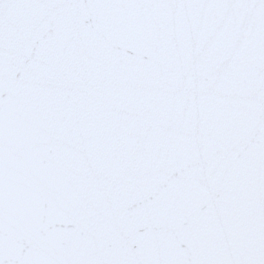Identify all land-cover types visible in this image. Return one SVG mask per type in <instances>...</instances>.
Masks as SVG:
<instances>
[{
    "label": "snow or ice",
    "instance_id": "1",
    "mask_svg": "<svg viewBox=\"0 0 264 264\" xmlns=\"http://www.w3.org/2000/svg\"><path fill=\"white\" fill-rule=\"evenodd\" d=\"M0 264H264V0H0Z\"/></svg>",
    "mask_w": 264,
    "mask_h": 264
}]
</instances>
